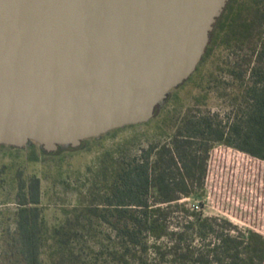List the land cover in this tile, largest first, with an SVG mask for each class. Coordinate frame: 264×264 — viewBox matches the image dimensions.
<instances>
[{
  "label": "water",
  "instance_id": "water-1",
  "mask_svg": "<svg viewBox=\"0 0 264 264\" xmlns=\"http://www.w3.org/2000/svg\"><path fill=\"white\" fill-rule=\"evenodd\" d=\"M230 0H0V146L44 152L154 118Z\"/></svg>",
  "mask_w": 264,
  "mask_h": 264
},
{
  "label": "trees",
  "instance_id": "trees-1",
  "mask_svg": "<svg viewBox=\"0 0 264 264\" xmlns=\"http://www.w3.org/2000/svg\"><path fill=\"white\" fill-rule=\"evenodd\" d=\"M235 44L248 46L254 57L246 111L225 123L185 114L168 142H148L130 161L122 153L126 142L104 148L94 169H88L78 203L54 226L46 224L40 178L35 173L20 177L14 228L0 232L1 264H160V259L165 264H264L262 233L241 230L226 218L203 217L180 201L203 189L212 142L264 161V0L229 1L196 71L214 47ZM9 148L22 151L24 164L39 161L28 146ZM173 215L183 222L172 224ZM93 223L110 225L120 240L121 251L111 252L112 260L86 258L76 249L83 229ZM207 237L205 249L191 240Z\"/></svg>",
  "mask_w": 264,
  "mask_h": 264
},
{
  "label": "rangeland",
  "instance_id": "rangeland-1",
  "mask_svg": "<svg viewBox=\"0 0 264 264\" xmlns=\"http://www.w3.org/2000/svg\"><path fill=\"white\" fill-rule=\"evenodd\" d=\"M251 56L246 45L214 47L199 69L169 92L148 123L125 126L114 134L86 139L77 148L63 146L53 153L31 142L28 151H34L39 161L28 164H24L22 151L0 146V232L14 228L17 181L28 173L40 178L46 224L54 226L65 218L66 209L78 203L87 186L88 169H94L104 148L126 142L122 153L130 161L148 142H168L185 114L209 115L223 123L236 120L247 109L248 88L255 78L250 74L254 60ZM210 145L203 189L180 201L200 211L203 217L226 218L241 230L254 229L264 235V161L222 142ZM183 220L181 215H173L171 222L177 225ZM83 231L75 247L86 258L112 260L111 252L121 251L120 240L110 225L93 223ZM191 240L205 249L210 238ZM154 258L149 255L151 261L157 262Z\"/></svg>",
  "mask_w": 264,
  "mask_h": 264
},
{
  "label": "crops",
  "instance_id": "crops-1",
  "mask_svg": "<svg viewBox=\"0 0 264 264\" xmlns=\"http://www.w3.org/2000/svg\"><path fill=\"white\" fill-rule=\"evenodd\" d=\"M0 264H1V259H0Z\"/></svg>",
  "mask_w": 264,
  "mask_h": 264
}]
</instances>
